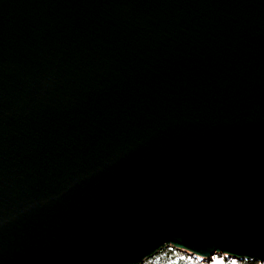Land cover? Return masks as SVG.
<instances>
[{
    "label": "water",
    "instance_id": "95a60500",
    "mask_svg": "<svg viewBox=\"0 0 264 264\" xmlns=\"http://www.w3.org/2000/svg\"><path fill=\"white\" fill-rule=\"evenodd\" d=\"M264 260V0H0V264Z\"/></svg>",
    "mask_w": 264,
    "mask_h": 264
},
{
    "label": "trees",
    "instance_id": "16d2710c",
    "mask_svg": "<svg viewBox=\"0 0 264 264\" xmlns=\"http://www.w3.org/2000/svg\"><path fill=\"white\" fill-rule=\"evenodd\" d=\"M211 259L208 262L206 260L201 261L192 255L168 246L158 250L154 255L142 261L141 264H264V260L259 263L256 260L236 259L225 257L222 254L215 255Z\"/></svg>",
    "mask_w": 264,
    "mask_h": 264
},
{
    "label": "rangeland",
    "instance_id": "374dc122",
    "mask_svg": "<svg viewBox=\"0 0 264 264\" xmlns=\"http://www.w3.org/2000/svg\"><path fill=\"white\" fill-rule=\"evenodd\" d=\"M216 256H218V255H220V254H215ZM214 255V256H215ZM213 257V256H212ZM212 257H210L209 259H203V260H206V262H208ZM196 258H198V257H196ZM199 259V258H198ZM199 260H201V259H199ZM203 260H201V261H203ZM212 260V259H211Z\"/></svg>",
    "mask_w": 264,
    "mask_h": 264
}]
</instances>
